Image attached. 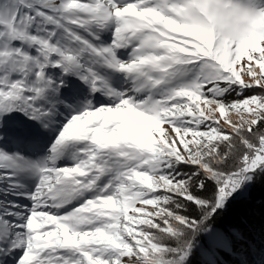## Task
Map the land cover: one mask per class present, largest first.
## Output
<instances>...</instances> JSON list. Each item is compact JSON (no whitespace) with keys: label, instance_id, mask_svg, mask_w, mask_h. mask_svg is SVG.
I'll use <instances>...</instances> for the list:
<instances>
[{"label":"snow or ice","instance_id":"obj_1","mask_svg":"<svg viewBox=\"0 0 264 264\" xmlns=\"http://www.w3.org/2000/svg\"><path fill=\"white\" fill-rule=\"evenodd\" d=\"M15 113L0 260L264 264V0H0Z\"/></svg>","mask_w":264,"mask_h":264},{"label":"trees","instance_id":"obj_2","mask_svg":"<svg viewBox=\"0 0 264 264\" xmlns=\"http://www.w3.org/2000/svg\"><path fill=\"white\" fill-rule=\"evenodd\" d=\"M232 211L229 216L223 218L225 225L230 223L243 222L245 224L251 221L259 225L260 212L264 210V185H256L250 190L248 199L241 203L239 200L233 201ZM220 220V217L217 218Z\"/></svg>","mask_w":264,"mask_h":264},{"label":"rangeland","instance_id":"obj_3","mask_svg":"<svg viewBox=\"0 0 264 264\" xmlns=\"http://www.w3.org/2000/svg\"><path fill=\"white\" fill-rule=\"evenodd\" d=\"M247 79V77H244ZM15 117V120H8L3 124H0V132H4L6 134H12L16 128L19 126V122L27 121V117L23 116L20 113L12 114ZM232 119L235 120L237 117L235 115H232ZM29 123H35L34 121H31ZM47 138L45 137V140ZM44 145V146H43ZM46 147V144L42 143L41 151H43V148ZM16 255H6L3 260H0V264H11L16 259Z\"/></svg>","mask_w":264,"mask_h":264}]
</instances>
